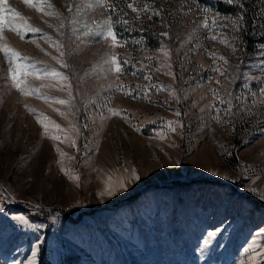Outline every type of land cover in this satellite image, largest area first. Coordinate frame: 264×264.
I'll return each mask as SVG.
<instances>
[{"label":"rangeland","instance_id":"374dc122","mask_svg":"<svg viewBox=\"0 0 264 264\" xmlns=\"http://www.w3.org/2000/svg\"><path fill=\"white\" fill-rule=\"evenodd\" d=\"M33 3L2 5L40 31L4 13L35 91L0 53V264H264V0Z\"/></svg>","mask_w":264,"mask_h":264},{"label":"snow or ice","instance_id":"6c2138e0","mask_svg":"<svg viewBox=\"0 0 264 264\" xmlns=\"http://www.w3.org/2000/svg\"><path fill=\"white\" fill-rule=\"evenodd\" d=\"M24 2L30 6H33V7H36L37 10L39 11L40 10V7L37 6L36 4L33 3V0H24ZM229 3H233L234 0H228ZM47 4V7L51 8L52 5L50 3H47V0H40V4L41 6L43 4ZM105 3V0H97V4H103ZM3 0H0V31H3V26L4 24L7 22V17H5L4 13L5 12H13V16L14 18H17V19H20V20H23L25 21V23L23 25H20V24H8V28L9 30H11L12 32L18 34V35H21V32H22V29L25 30V31H28V32H33V33H36V32H39L40 29L39 28H36V27H33L31 26L29 23H27V18L21 16L20 13L18 12H14V10L12 9H6L4 8L3 6ZM91 6V5H89ZM128 7L130 9H132L133 12H138L137 8H135L133 6L132 3H129L128 4ZM148 6L147 5H144V8H147ZM72 10V6L70 5L69 6V11ZM206 11V10H205ZM59 15V13H53V12H45L44 15ZM154 14H158V13H154ZM124 23H127V21H123ZM215 21H213L214 23ZM238 23V22H237ZM105 24L107 25V31L105 33H102V35H104L105 38H111V41H112V44L113 46L116 45L117 43V36L115 35L114 31H113V28H112V25H111V18H109L108 21H105ZM60 27H63V24L60 25ZM87 27V26H86ZM203 27L207 28L208 27V21H207V18H205V22L203 24ZM85 35H90V32H86ZM162 35L164 36H167L168 34L165 32V33H162ZM212 39H216L215 36L211 37ZM21 39H24V36L21 35ZM50 39V38H48ZM223 42V41H221ZM60 48V45L57 44V50H59ZM0 53H3V56L6 60H8V62L13 65L12 67L9 68V71H8V76L11 80V86L13 88H15L18 92H20L21 94L23 95H29L31 94L32 91H35L34 89L33 90H26V87L24 86V82L22 80L19 79V76L23 73V74H27L26 72H23V69H22V66L21 64L19 63L20 60H23V59H26L25 57H22V55L15 49H12L6 45H3V44H0ZM61 57L64 55L63 52L60 53ZM54 59H56L54 57ZM221 59H223L221 57ZM112 60V63H116V58L115 57H112L111 58ZM58 63H61L63 67H67L66 64L63 63L62 60H59L58 59ZM117 72L121 71L120 67L117 66L116 69H115ZM53 75H60L59 73H53ZM213 95H215V92H213ZM261 96L262 98H264V89H261ZM45 100H47L48 98L47 97H43ZM56 103H59V104H65V103H68L67 101L65 100H57ZM27 107V106H26ZM28 111H33L32 109H28ZM112 112L113 115H118L120 114L117 110H110ZM61 115H64L63 113H61ZM177 115H179V113H177ZM215 118V117H214ZM47 120V118L45 117L44 120H40V119H37V123L41 124L42 127L45 128V132L43 133V135H47V124L45 123V121ZM219 122V121H218ZM169 126H171L173 124L172 121H169L168 122ZM58 128V126H56ZM173 131H175V129L173 128L172 129ZM53 139H59V137H52ZM163 138V137H161ZM72 146H75V142L73 141L72 142ZM58 153H60V150L57 149L56 150ZM60 155H64L63 153H60ZM61 171L62 172H65V169L62 167L61 168ZM67 174V173H65ZM132 177L135 178V179H139L138 176H136V173H135V170H132V173H131ZM70 179H75L78 181L79 177L77 176H70L69 177ZM120 186H122V183L120 184ZM108 191L109 194H111L112 192V188H108L106 189ZM254 191V190H253ZM103 194V193H101ZM19 220H21L23 223H27V220H25L23 217H19L18 218ZM247 251V250H246ZM33 257L36 255L35 252L32 253ZM29 264H35V261L32 260V261H29Z\"/></svg>","mask_w":264,"mask_h":264},{"label":"trees","instance_id":"16d2710c","mask_svg":"<svg viewBox=\"0 0 264 264\" xmlns=\"http://www.w3.org/2000/svg\"><path fill=\"white\" fill-rule=\"evenodd\" d=\"M147 188H150V186H145L139 190H136L134 191L133 193L129 194L125 199L123 200H120L116 203L113 204V206H119V205H122L123 203H126L128 201H131L134 197L138 196L143 190L147 189ZM249 198V197H248ZM250 201L256 203V204H260L257 200L255 199H251L249 198ZM24 206H26V208H28V210H32L33 208L32 207H29L27 205L24 204ZM45 210L44 209H39V212H34L33 214H38V213H44ZM38 264H49L48 261L46 260V258L43 256V250H42V255L40 257V260L38 262Z\"/></svg>","mask_w":264,"mask_h":264}]
</instances>
